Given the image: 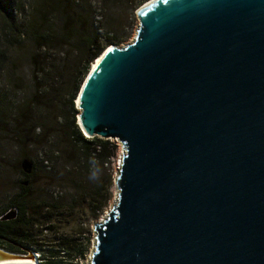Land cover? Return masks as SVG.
Segmentation results:
<instances>
[{"label":"water","instance_id":"water-1","mask_svg":"<svg viewBox=\"0 0 264 264\" xmlns=\"http://www.w3.org/2000/svg\"><path fill=\"white\" fill-rule=\"evenodd\" d=\"M135 14L133 41L103 51L75 102L84 136L122 149L86 264H264V0ZM14 255L0 264H34Z\"/></svg>","mask_w":264,"mask_h":264},{"label":"trees","instance_id":"trees-1","mask_svg":"<svg viewBox=\"0 0 264 264\" xmlns=\"http://www.w3.org/2000/svg\"><path fill=\"white\" fill-rule=\"evenodd\" d=\"M88 1L39 0L31 7L28 18L24 15V6L16 5L24 19L17 23L8 9L12 1L0 0V16L5 29H1L0 70L5 69L13 59L16 61L9 55L10 50L17 48L15 46L20 47L26 39L33 50L29 64L30 81L34 92L38 93L31 97L33 104L39 105V98L48 96V101L41 102L42 107L56 101L66 109L65 113L58 116L61 123H56L55 128L40 117L29 121L27 125L31 124V133L35 129L41 131L40 139L43 136L53 140L62 131L67 148L70 149V156L65 162L68 161L74 168L69 172L72 177L67 178L68 185L60 189V194L51 191L49 187L54 177H43V162H37L28 153L29 144L18 140L25 146L18 171L20 179L15 182L16 191L5 197L6 205L0 206V248L20 255L34 252L39 255L40 264H76L74 260L84 255L83 244L79 242L81 239L62 231V226L72 221L76 225L74 232L82 231L79 225L83 221L97 219L109 199L105 182L98 181L94 173L90 174L89 161L92 156L102 163L108 161L112 157L111 150L116 149V146L108 140L88 139L82 135L76 124L74 101L92 63L108 44L116 45L118 42L117 30L111 24H100L95 13L90 11ZM147 1L125 0L131 11ZM53 12L55 18L62 17L57 33L50 28ZM102 30L103 37L99 33ZM7 36L9 41L6 44L10 46L4 42ZM43 89L45 91L41 92ZM8 95L7 90L0 91V119L3 118L0 123L5 128L15 126L12 132L16 134L19 132L16 123L23 117L22 108H27L25 105L19 108L11 105L13 100ZM7 106L9 111L4 108ZM33 138L36 148L43 146L38 136ZM19 148L22 149V146ZM43 234L54 236L53 246L44 243Z\"/></svg>","mask_w":264,"mask_h":264},{"label":"rangeland","instance_id":"rangeland-1","mask_svg":"<svg viewBox=\"0 0 264 264\" xmlns=\"http://www.w3.org/2000/svg\"><path fill=\"white\" fill-rule=\"evenodd\" d=\"M12 1V2H11ZM39 0H10L11 4L8 7L9 11H12V16L16 18L17 23L24 21L23 14H19V11L16 5L24 6V15L28 18L32 12L31 7L33 8L36 2ZM33 3V4H32ZM146 3V2H145ZM144 3V4H145ZM32 5V6H31ZM88 5L91 7L90 11H93L96 15V20L102 25L111 24L115 30H117L118 41L116 46L121 47L133 41L135 37V31L138 26V19L135 12L142 6L138 7L136 10L131 11L128 4L125 0H89ZM54 17L51 20L50 28L57 33L60 26V19L62 17H56V14L53 12ZM117 26H120L119 28ZM3 21L0 16V38L1 29L3 28ZM102 37L104 35V30L99 31ZM9 41L8 36L5 37V44ZM3 42V38H2ZM110 45L108 44L106 48ZM10 46V44H6ZM17 48H12L10 50V56L15 58L9 63H7L5 69L0 70V91L9 92L8 97L12 98L13 102H10L11 105H15L17 108L25 105L27 109L22 108L23 117L18 120L16 123V130H19L18 133L14 134L12 131H15V126H10V128H5L3 123H0V206L3 207L6 205L5 197L14 193L16 191L15 182L20 179L19 165L22 161V153L24 152L22 145L18 140H22L30 145V151L28 152L36 161H42V171L43 177H54L52 178V183L49 189L55 194H60V189L68 185L66 183L69 175V172L73 171V166L68 162H65L70 156V149L67 148L66 140L60 131L59 135L53 140L50 138L41 136L40 130H34L33 133L29 131L30 127L27 125L29 121L35 119L36 117L43 118V121L46 119V122L51 125L52 128L56 127V123H61L58 120V116L66 112L65 108H62L60 103L53 101L48 103L46 107L41 106V102L47 100L45 98H39V105H34L31 97L33 94H38L34 92V86L30 81L31 67L30 56L32 53L31 45L26 41H22L21 46H15ZM105 48V50H106ZM72 57H70V62ZM91 69V67H90ZM89 69V71H90ZM88 74V73H87ZM86 78V77H85ZM85 80V79H84ZM84 82V81H83ZM82 82V84H83ZM81 84V86H82ZM80 86V88H81ZM80 90V89H79ZM45 91L43 89L41 92ZM77 98V97H76ZM48 101V100H47ZM3 103H8L7 100H2ZM76 99L74 101V109L76 110L75 105ZM20 103V106H18ZM35 106V107H34ZM9 111L8 106L4 107ZM62 108V110H61ZM60 111H62L60 113ZM3 117V116H2ZM77 115L75 116L77 124ZM1 118V117H0ZM3 121V118L0 119ZM84 136V134L82 133ZM32 136V137H29ZM38 140L43 142L42 147L36 148L34 146V138L37 137ZM85 137V136H84ZM86 138V137H85ZM92 139V138H90ZM98 139V138H97ZM116 146V149L111 150V155L108 161L102 163L99 160H96L93 156L91 157L90 163V174H95V178H98V181L102 180L105 182V186L108 189L109 199L107 200V206L103 209L102 213L98 216L97 219L86 220L82 222V225H79L82 228L80 232H74L76 230V225L71 221V223L62 226V231L69 234L70 236L77 237L81 239L83 245L84 255L79 259L77 257L74 262L76 264H86L89 260L91 252L93 251L95 233L93 232V224L103 219L106 216L107 212L111 208V205H114L116 199V190L114 186L115 177L118 173V168L120 165V156H121V145L116 141H110ZM19 143V145H18ZM22 146V149L19 148ZM79 170V169H78ZM68 172V175H67ZM76 173V172H75ZM74 173V174H75ZM73 174V175H74ZM104 179V180H103ZM79 215V212H77ZM78 226V225H77ZM43 239L45 244L53 246L54 236L52 234H43ZM85 248V249H84Z\"/></svg>","mask_w":264,"mask_h":264},{"label":"bare ground","instance_id":"bare-ground-1","mask_svg":"<svg viewBox=\"0 0 264 264\" xmlns=\"http://www.w3.org/2000/svg\"><path fill=\"white\" fill-rule=\"evenodd\" d=\"M150 1H152V0L147 1L146 4L149 3ZM128 44H129V43H128ZM98 59H99V58H98ZM98 59H97V60H98ZM95 61H96V60H95ZM85 137H86V136H85ZM8 255H11V254H8ZM14 256H19V257H32V258H33V259H32V262H33L34 264H38L37 261H36V259H37L36 257H37V256H36L35 254L33 255L32 253H28L27 255H24V256H20V255H14Z\"/></svg>","mask_w":264,"mask_h":264},{"label":"built area","instance_id":"built-area-1","mask_svg":"<svg viewBox=\"0 0 264 264\" xmlns=\"http://www.w3.org/2000/svg\"><path fill=\"white\" fill-rule=\"evenodd\" d=\"M36 256H37V260L39 259V255L38 254H36ZM38 264H40V261L38 260Z\"/></svg>","mask_w":264,"mask_h":264}]
</instances>
